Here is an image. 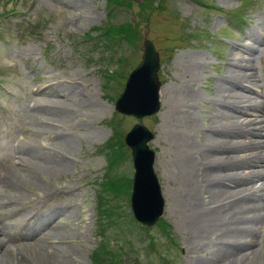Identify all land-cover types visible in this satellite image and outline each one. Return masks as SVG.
I'll list each match as a JSON object with an SVG mask.
<instances>
[{
  "label": "rangeland",
  "instance_id": "obj_1",
  "mask_svg": "<svg viewBox=\"0 0 264 264\" xmlns=\"http://www.w3.org/2000/svg\"><path fill=\"white\" fill-rule=\"evenodd\" d=\"M1 11L0 264H95L96 252L97 264L223 263L233 245L219 233L198 238L187 187L206 172L207 127L222 120L220 91H232L227 70H257L261 94L238 89L256 96L264 118V0H0ZM145 38L160 52L165 90L159 113L136 118L115 102ZM137 122L155 133L166 199L148 227L131 209L135 169L122 142ZM189 162L199 164L190 174ZM10 169L28 181H9ZM254 215L238 224L264 264V210Z\"/></svg>",
  "mask_w": 264,
  "mask_h": 264
},
{
  "label": "bare ground",
  "instance_id": "obj_2",
  "mask_svg": "<svg viewBox=\"0 0 264 264\" xmlns=\"http://www.w3.org/2000/svg\"><path fill=\"white\" fill-rule=\"evenodd\" d=\"M243 60L250 62L251 56H244ZM245 68L250 70H227L225 78L229 81L232 91L226 92V89L223 93L220 91L218 97L222 108L220 111L222 120L207 127L211 138L204 140L207 157L200 168L201 170L206 168V172L202 179L190 180L187 187L188 196L198 203L194 208L198 238L202 240L208 237V234L219 233L225 247L228 244L233 245V249L224 255L225 258L221 261L223 263L216 264H256L261 253L250 233L251 229L245 225L239 227L238 224L251 215L257 217L258 215L254 214L264 210V118L260 114L262 111L260 105L254 102L256 96L250 92H241L238 87L243 86V90H251L258 95L261 92L252 85L258 83L257 70L252 68L251 63ZM164 90L165 87H162V94ZM58 95L64 96L62 103L73 101L70 95L64 93ZM33 112L38 114V110ZM244 132L246 135L241 140ZM190 134L185 133V145L188 146L181 149L186 155H189L191 148L195 150L190 141H187ZM249 134L254 138V142L250 144L246 139ZM254 145L256 151L253 149ZM258 146L262 148L261 151L257 149ZM241 148L244 151L239 153ZM22 153L24 154V151ZM26 154L29 159L35 161L28 150ZM21 162L22 156L19 155L16 164L20 165ZM198 165L189 162L188 173L193 172ZM16 171L10 169L7 176L9 181L16 180L21 184L28 181L27 175ZM205 188L208 189L210 197L206 202H201L198 191ZM199 248L202 249V245Z\"/></svg>",
  "mask_w": 264,
  "mask_h": 264
},
{
  "label": "water",
  "instance_id": "obj_3",
  "mask_svg": "<svg viewBox=\"0 0 264 264\" xmlns=\"http://www.w3.org/2000/svg\"><path fill=\"white\" fill-rule=\"evenodd\" d=\"M160 55L154 42L146 39L143 60L130 74L126 87L117 101V108L138 117L153 114L160 108L161 81L158 74ZM154 136L144 124L138 123L127 134L126 141L133 150L135 176L132 208L137 219L154 224L164 212L165 201L154 168L155 151L148 141Z\"/></svg>",
  "mask_w": 264,
  "mask_h": 264
},
{
  "label": "trees",
  "instance_id": "obj_4",
  "mask_svg": "<svg viewBox=\"0 0 264 264\" xmlns=\"http://www.w3.org/2000/svg\"><path fill=\"white\" fill-rule=\"evenodd\" d=\"M94 259H95V260L97 259V255L94 256Z\"/></svg>",
  "mask_w": 264,
  "mask_h": 264
}]
</instances>
